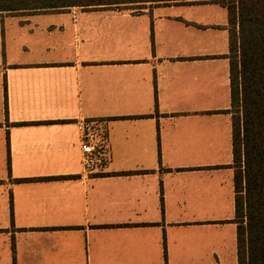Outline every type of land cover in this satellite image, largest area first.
<instances>
[{
    "label": "crops",
    "instance_id": "0c3cea01",
    "mask_svg": "<svg viewBox=\"0 0 264 264\" xmlns=\"http://www.w3.org/2000/svg\"><path fill=\"white\" fill-rule=\"evenodd\" d=\"M133 3L0 12V264H239L229 9Z\"/></svg>",
    "mask_w": 264,
    "mask_h": 264
},
{
    "label": "trees",
    "instance_id": "16d2710c",
    "mask_svg": "<svg viewBox=\"0 0 264 264\" xmlns=\"http://www.w3.org/2000/svg\"><path fill=\"white\" fill-rule=\"evenodd\" d=\"M10 1L15 2L3 5L6 0H0V12L68 5ZM225 5L234 26L230 56L237 109L232 112L239 264H264V0H230Z\"/></svg>",
    "mask_w": 264,
    "mask_h": 264
},
{
    "label": "built area",
    "instance_id": "2783aa9c",
    "mask_svg": "<svg viewBox=\"0 0 264 264\" xmlns=\"http://www.w3.org/2000/svg\"><path fill=\"white\" fill-rule=\"evenodd\" d=\"M81 150L83 165L89 173L104 172L111 158L107 130L95 124H83Z\"/></svg>",
    "mask_w": 264,
    "mask_h": 264
},
{
    "label": "rangeland",
    "instance_id": "374dc122",
    "mask_svg": "<svg viewBox=\"0 0 264 264\" xmlns=\"http://www.w3.org/2000/svg\"><path fill=\"white\" fill-rule=\"evenodd\" d=\"M152 1H156V0H152ZM222 1V0H221ZM230 0H223L224 3L228 2ZM15 1H10V0H6L5 4L3 5H12L11 3H14ZM29 2V3H27ZM25 3H27V5L29 6H42V5H51V4H54V5H64V4H72V3H81V4H88V3H100V2H119V4H123L124 6L126 5L127 7L129 8H142L144 7L143 5H140L139 3H133L135 2V0H29ZM137 2V1H136ZM25 3H21V4H25ZM32 3V4H31ZM132 3V5L130 4ZM119 6H122V5H119ZM19 7H21V5H19ZM54 8H57V7H47V8H28V9H20L19 11L21 10H25V11H28V12H33V11H37V10H48V9H54ZM3 12H9V11H3ZM233 25V24H232ZM231 23H230V26L231 28L233 29L234 26H232ZM237 52L234 51L233 52V56L235 58ZM232 111H237V109L233 106L232 104V108H231ZM240 220V219H239Z\"/></svg>",
    "mask_w": 264,
    "mask_h": 264
}]
</instances>
